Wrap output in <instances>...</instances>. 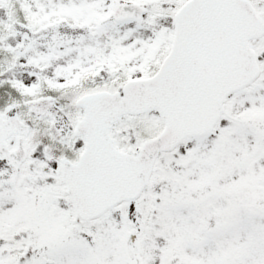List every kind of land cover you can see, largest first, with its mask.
I'll return each mask as SVG.
<instances>
[{
	"label": "snow or ice",
	"instance_id": "6c2138e0",
	"mask_svg": "<svg viewBox=\"0 0 264 264\" xmlns=\"http://www.w3.org/2000/svg\"><path fill=\"white\" fill-rule=\"evenodd\" d=\"M0 264H264V0H0Z\"/></svg>",
	"mask_w": 264,
	"mask_h": 264
}]
</instances>
